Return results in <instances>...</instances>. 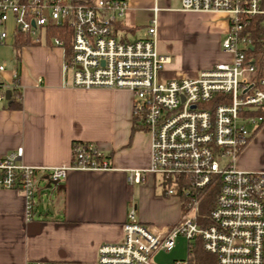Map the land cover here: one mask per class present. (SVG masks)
I'll use <instances>...</instances> for the list:
<instances>
[{
  "label": "built area",
  "instance_id": "2783aa9c",
  "mask_svg": "<svg viewBox=\"0 0 264 264\" xmlns=\"http://www.w3.org/2000/svg\"><path fill=\"white\" fill-rule=\"evenodd\" d=\"M127 10L128 2L119 0L93 5L0 0V46L11 44L18 33L45 43L50 29H70L72 50L65 54L64 75L75 88L125 90L133 95V120L152 141L150 166L135 171L129 180L141 183L148 173L159 176L163 193L181 199V221L158 233L140 222L132 209L122 241L101 245L94 263L28 264H194L193 241L213 256L208 264H264V171H244L236 164L264 122V0H182L185 12L226 16L222 50L230 60L215 63L196 78L164 82L159 75L170 58L158 51L156 20L144 38L122 40L115 34V25ZM50 41L64 50L62 39ZM6 68L0 62V103L7 102L8 90L21 89L17 71L11 83L4 81ZM23 154L18 148L0 158V189L21 192L27 222L35 215L39 172L45 173L46 183L59 184L71 170L111 168L94 143H74L72 162L63 167L28 166L22 162ZM214 184L219 185L215 205L203 213ZM180 239L187 242V258L156 262L159 254H171Z\"/></svg>",
  "mask_w": 264,
  "mask_h": 264
},
{
  "label": "crops",
  "instance_id": "0c3cea01",
  "mask_svg": "<svg viewBox=\"0 0 264 264\" xmlns=\"http://www.w3.org/2000/svg\"><path fill=\"white\" fill-rule=\"evenodd\" d=\"M172 16L183 18L186 24L209 18L201 30L213 37L207 47L214 52L205 54L201 62H188L177 55L174 60L169 44L165 49L158 46L159 53L170 58L159 75L161 81L196 78L215 63L230 60L222 50L228 31L226 16L185 12L182 0H128L126 15L118 21L124 29L116 30V35L130 41L144 38L147 30L140 29H148L156 20L159 44L167 35L165 29L170 25L166 22ZM185 29L191 37L201 34L191 32L190 26ZM131 33L135 35L131 37ZM64 61L62 48L44 44L24 47L19 66L6 68L2 75L6 83L12 82L15 71L19 74L22 109L0 103V158L23 148L22 162L28 166L63 167L72 162L75 142L94 143L107 156L111 168L71 170L48 191L45 173L39 172L32 222L25 218L21 192L0 189V264L94 263L101 245L122 241L123 226L132 209L140 222L158 233L178 225L183 215L181 199L163 193L159 176L148 173L141 183L129 180L135 171L150 166L152 141L145 132H133V95L125 90L75 88L64 75ZM256 136L239 155L237 168L264 171V163L251 155ZM158 211L162 219L154 224ZM180 241L185 240L178 244Z\"/></svg>",
  "mask_w": 264,
  "mask_h": 264
},
{
  "label": "rangeland",
  "instance_id": "374dc122",
  "mask_svg": "<svg viewBox=\"0 0 264 264\" xmlns=\"http://www.w3.org/2000/svg\"><path fill=\"white\" fill-rule=\"evenodd\" d=\"M208 21H210L209 18L201 17L199 19L197 18L195 22H192V24L191 23L186 24L185 23L186 21L179 16L170 17V19H168V21L166 22V26L170 25V27L167 30L165 29L166 34L168 36L167 35L164 36L161 39V42L159 44L157 43V48L158 46H162L164 48L165 46L169 44L170 47L172 48V55H173L174 60L176 59L175 57L177 55L181 57L182 60H185V61L188 60V62L189 61L201 62L205 54L214 52L213 49H210V47H207V45H209L208 42H211V43L213 42V39H212L213 37L208 36L207 32L205 31L203 32V30H201L202 28H205L209 24ZM186 26H190L191 32L196 31L201 34L197 35L193 33L192 37L188 36L185 33V30H187L185 29ZM146 30L147 28L140 29L141 32H145ZM133 35L135 34L133 33L130 34L131 37ZM222 40L224 41L225 37H223ZM13 43L8 44V46H0V62H5L9 69H14L17 65L16 52H15ZM251 129H253V127ZM250 149L252 152L251 155H252L253 160L258 161L259 163H264V127L262 131H260L258 135L256 136V138L254 139V142L252 143V146L250 147ZM45 185L46 183L43 182V186ZM54 188L55 186H53L51 189H48V190H52ZM156 214L157 216L155 217V220L152 223L159 224L161 222L160 219H162L161 217L162 215L161 213H159V211L156 212ZM193 244H194V249L192 252V257L194 258L196 255L195 252L202 246L200 243L196 244L195 241H193ZM174 257H176V259L174 260H183L188 257L187 242L180 241L173 255L170 256V254L168 255V254L162 253L156 256L155 260L158 263H171L174 261V260L171 261ZM193 260H194L193 261L194 264H200V263H197L195 259Z\"/></svg>",
  "mask_w": 264,
  "mask_h": 264
},
{
  "label": "trees",
  "instance_id": "16d2710c",
  "mask_svg": "<svg viewBox=\"0 0 264 264\" xmlns=\"http://www.w3.org/2000/svg\"><path fill=\"white\" fill-rule=\"evenodd\" d=\"M68 1H70L71 3L76 4V5H93L98 0H68ZM119 1L128 2V0H119ZM116 24L117 25L115 26V34H116V30L124 29L123 25L121 24V22H119V23L117 22ZM48 34H49L48 35V40L45 43H35L27 35H23V34H19V33L16 34L15 42H14V49H15V52H16V58H17L18 66H19V64L21 62V52H22V49L24 47H28V46H42L43 44L53 47V45H52V43L50 41L52 38H60V39H62V41L64 42L65 54H66V56L70 55L71 50H72V32H71L70 29H67V30L50 29L48 31ZM255 44H256V46L259 44L258 39L255 40ZM17 83H19V85H20L19 74H18ZM6 103L8 105L7 106L8 108L17 109V110L22 109V91H21V89H14L13 92H12L10 100H8ZM133 121H134L133 132H145L143 127L140 125L139 122H137L136 119H134ZM263 127H264V122L261 123V125L253 132V134H252V136L250 138V142L263 129ZM75 143H77V142H75ZM218 191H219V185L218 184H214L208 189V194H207V198H206V201L208 202V208L207 209H203V213H208L214 207ZM192 252H190V260L193 261V259H196L197 263H200V264L211 263L212 260L214 259L213 256H210L209 254H207L202 249V247H200L195 252L196 255H195L194 258L192 257Z\"/></svg>",
  "mask_w": 264,
  "mask_h": 264
},
{
  "label": "water",
  "instance_id": "95a60500",
  "mask_svg": "<svg viewBox=\"0 0 264 264\" xmlns=\"http://www.w3.org/2000/svg\"><path fill=\"white\" fill-rule=\"evenodd\" d=\"M11 95H12L11 91L8 90L7 93H6L7 101L10 100ZM57 184H58L57 182H48L46 188L47 189H51L53 186H56Z\"/></svg>",
  "mask_w": 264,
  "mask_h": 264
}]
</instances>
